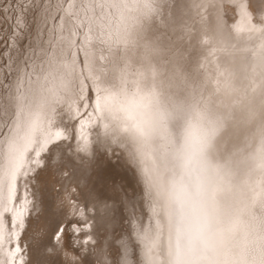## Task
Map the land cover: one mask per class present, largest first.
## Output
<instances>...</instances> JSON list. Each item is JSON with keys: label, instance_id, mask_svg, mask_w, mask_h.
Returning <instances> with one entry per match:
<instances>
[{"label": "bare ground", "instance_id": "1", "mask_svg": "<svg viewBox=\"0 0 264 264\" xmlns=\"http://www.w3.org/2000/svg\"><path fill=\"white\" fill-rule=\"evenodd\" d=\"M39 1L42 3L45 1L44 8L40 9L39 15L43 20L42 25L40 24L35 30L33 26L36 25L27 26L25 16L28 15L21 5L19 21L23 29L17 26L15 35L11 36L10 44L12 46L10 45L11 49L7 54V62L11 60V65L9 62H6L5 66L1 64L2 62L0 63V79H4L9 71V76H11V79H4L3 83L6 84V87L4 84L3 87L2 81H0V86H2L0 89V132L3 128L0 133V173L6 167L8 144L17 133V122L19 121L22 125L29 112L39 113L37 131L33 137L35 143L30 146L26 156L27 168L30 169V172L27 177H18L16 194L11 202V207L15 210L21 207L25 198L29 201L26 215L23 217V227L19 226L18 220L14 226L11 213L4 212L0 216L3 228V240L0 243V264H47L46 251L50 248L57 249L68 262L75 259L74 264H82L81 260L77 259L78 253L74 252L76 249L73 250V247L72 250H69L67 247L56 245V241L54 243L43 239L44 233L42 232L47 228L45 224H49L50 227V224L55 222L51 218L52 212L49 213L50 216L45 212L46 202L49 201L55 205L53 208L57 207L58 210L56 218L53 215L56 213L55 209V213L52 214L55 220L57 219L56 222L60 221L57 229L53 226L50 227L56 229L53 240L57 239V235L59 241L65 236L66 227H63L62 222L71 219L69 217L71 214L78 213L81 218H85L84 228L87 231L77 234L76 238L79 240L78 236H80L84 244L88 245L90 240L96 238L93 230H89L94 224V221H91L92 224L90 219L95 215V213L92 215L91 211L96 208L99 212L96 215L102 217L101 219L108 222L109 227L113 229L112 221L116 223V220L114 221L112 216H103L101 211L105 209V206L102 205L105 201L108 203L110 199L114 203L115 199L123 193L126 202L131 206L127 211L131 217H127L131 219V226H129L131 230L120 238V248L118 247L120 250H118L116 261L106 249V247H111V244L109 247L107 246L109 239H106V247L104 249L99 247L101 249L98 253L101 259L100 264H126V262L127 264H138L137 262L142 258L144 245L138 241V248L135 247L137 252H135L133 243L136 241L132 243V240H136L133 233L135 227L141 223L149 230L155 261L157 264H166L168 256L167 227L164 222L161 198L165 145L164 143L159 145V159L154 161L155 168L160 170V189L158 190L156 184H150L131 163L127 149L120 142L118 130L105 132L103 126L98 124L99 109L95 107L96 97L99 95L98 82L93 84L92 76L89 75V65L94 66V75L103 72L107 77L108 70L118 63L121 52L109 45L105 37L107 33L121 24L120 17L116 9L100 7L104 0ZM30 6L31 4L26 6L27 11ZM163 18L170 26L181 21L190 24L192 31L190 36L185 37V46L189 50L191 65L198 68V78L205 83L206 94L214 92L219 83L230 78L224 71V67L226 55H231V53L225 55L216 53L215 47L210 45L206 35L199 29L202 26L215 25L219 18L223 24L222 29L233 36L235 44L241 50L244 62L242 65L237 64L234 68L236 87L231 92L225 108L229 120L217 142V154L221 159L227 161L236 182L244 186L252 196L260 197L264 193V179H262L264 172L256 168L254 157L257 156L261 140L264 139V71H261L258 56V47L264 43V31H262L264 30V0H171L170 4L165 5ZM35 19L38 21V18ZM62 21L63 27H60ZM77 21L80 22L79 26L76 24ZM154 27L157 31L166 32L169 36L175 37L176 35L175 32L170 31V28H165L158 22ZM86 34L91 37L89 47L83 46ZM27 39H29V44L25 46L24 43ZM69 41L72 43L70 48L68 47ZM61 51L66 55L62 57ZM53 55L56 57L54 64L49 62V57ZM101 56L104 57L103 60L99 59ZM73 58L75 65L71 71H66L60 61L64 59L71 62ZM18 84L19 90H17ZM20 96H23L22 101L19 99ZM21 106H23V111H21ZM67 150L72 153L69 155H73L76 160L84 161V158H91V155L97 156V162L95 161L98 164L97 168L93 169L91 165H86L83 161L81 162L83 165H81L80 162L73 160L71 165H75L73 166L76 167V173L71 177L66 173L67 176H65L64 172L68 167H62L64 165L59 167L60 162L57 166L56 163H50V160L56 159L62 154L65 156V153H68ZM115 150L120 152H118L120 163L128 167L131 174L129 177L125 167L126 170L116 171L125 179L124 182L121 178L123 182L119 180L122 183H115L116 186L112 183L115 181H111L112 184L108 181L112 174H116L110 172V165L112 167L113 163L108 162L117 153ZM37 152H39L38 157L36 156ZM69 158L68 160L71 159ZM90 160L92 164L93 160ZM116 160L115 164H118ZM36 161H39V164ZM87 161L86 159L85 162ZM61 162L63 161L61 160ZM65 162L63 163L65 164ZM88 170H90L89 175L86 174ZM114 178H117V175L112 179ZM95 180L98 181V184L92 185ZM86 182L90 183V185L88 183L90 189ZM131 182H135L139 187L138 189L132 184L135 189L139 190V197L134 199L135 201H129L131 192L129 191L127 194L123 188L124 184L129 186ZM56 184L61 186L57 195H55L56 190L54 192L51 190ZM117 185L123 193L117 192V190L119 191ZM132 188L131 191L134 189ZM3 194L6 196V188ZM120 202L124 203L122 200ZM122 203L121 207H123ZM114 207L117 209L116 206ZM119 213L121 212L119 211ZM124 218V216L121 217L120 221L122 222ZM51 219L54 222H51ZM121 222L120 225L123 226L125 222ZM74 226L76 229L81 227V225ZM60 227L64 229L62 232L59 231ZM124 227L123 229H125ZM120 228L122 229V227ZM13 232L18 233V237L9 240V234ZM123 242H127L129 246L127 256H125L122 247ZM75 243L77 242H74V246ZM78 245L80 246V244ZM85 245H82L83 248ZM17 246L21 251L15 256L9 257L8 254L14 253ZM89 248L91 249V247ZM57 255L59 254L57 253ZM54 256L56 255L52 254L49 257ZM49 263L52 261L49 260Z\"/></svg>", "mask_w": 264, "mask_h": 264}, {"label": "clouds", "instance_id": "2", "mask_svg": "<svg viewBox=\"0 0 264 264\" xmlns=\"http://www.w3.org/2000/svg\"><path fill=\"white\" fill-rule=\"evenodd\" d=\"M148 3L150 13L131 22L128 43L112 44L121 52L118 63L107 77L95 75L98 124L105 132L118 130L131 163L158 190L160 170L154 161L159 145H165L166 264H264V193L252 196L217 154L229 120L225 108L236 87L234 68L244 62L241 50L222 28L199 29L216 53H231L224 67L230 78L206 94L185 46L190 24H167L163 13L171 0ZM157 22L175 37L157 31ZM258 56L264 71V43ZM257 152L256 168L264 172V139ZM152 264H157L154 253Z\"/></svg>", "mask_w": 264, "mask_h": 264}, {"label": "rangeland", "instance_id": "3", "mask_svg": "<svg viewBox=\"0 0 264 264\" xmlns=\"http://www.w3.org/2000/svg\"><path fill=\"white\" fill-rule=\"evenodd\" d=\"M38 1V2H37ZM47 1H49V0H46V2ZM16 3H20L21 5H22V7H24L23 9H24V11L25 12H27V15L28 16H25L26 17V22H27V26H30V27H32L33 25H36V26H33V28H34V30L41 24L42 25V23H43V20H41L40 18H41V16H39L40 15V9L42 10L43 8H44V3H45V1L42 3L41 1H39V0H15V2H14V0H0V63L1 64H3L4 66H5V63L7 62V60H8V55L7 54H9V52H10V49H11V44H10V41L12 42V39H11V36H14L15 35V32H16V28H17V26H19V27H21L22 25H21V23H20V25H18L17 24V20L18 19H20V10H21V7H20V9L18 10V11H7V12H5V11H3L2 9H7V8H9V4H12V6L13 7H15L16 6ZM25 4V5H24ZM29 4H31V6H30V8H29V10L27 11V9H26V6L27 5H29ZM42 4V5H41ZM32 5H34V6H32ZM33 9H32V8ZM32 9V10H31ZM35 18H38V21H37V19H35ZM35 19V20H34ZM39 19H40V22H39ZM38 22H39V24H38ZM42 22V23H41ZM35 23H37V24H35ZM22 28V27H21ZM23 29V28H22ZM2 34V35H1ZM29 39H27L26 41H27V43H26V41H25V43H24V45L25 46H27L28 44H29V41H28ZM11 45V46H10ZM10 46V47H9ZM8 47V48H7ZM8 49V50H7ZM9 51V52H8ZM7 52V53H6ZM1 55H2V57H1ZM5 55V56H4ZM6 57V58H5ZM3 60H2V59ZM9 62V61H8ZM7 62V63H8ZM0 64V65H1ZM9 74H10V71H9V73L4 77V79L6 80H8V79H11V76H9ZM8 76V77H7ZM4 79H0V81H2L1 83H2V86H3V84H4V86L6 87V84L5 83H3L4 82ZM1 85V84H0ZM2 86H0V89L2 88ZM3 86V87H4ZM2 130H3V128L1 129V132H2ZM0 132V133H1ZM68 144V143H67ZM102 151V150H101ZM66 152H68V153H65V156L63 157L62 155H60V157H58V158H56V159H51L50 161V163H56V165L58 164H60L59 165V167H61V165H64V166H62V167H68L67 168V171H65L64 172V175L65 176H67V174H68V176H72L74 173H76V167H74L73 165H71V163L73 162V160H75V161H77V162H82L83 160H76L75 158H74V156L73 155H69V154H72L69 150H67ZM115 152H117V153H115V155L110 159V161H112V162H110L109 160H108V162L111 164V163H113L115 166L113 167V164H112V167H111V165H110V172L111 173H116V174H112V177H110V179L108 180L109 181V183L110 184H112V183H114L113 185H115L116 186V184H118V183H122L123 182V180H124V182H125V179L123 178V176L121 175H119L120 173H118L117 174V172L116 171H118V172H120V171H123V169L124 170H126L128 167H126L125 165H123L122 163H120V152L118 151V150H115ZM119 152V153H118ZM119 154V155H118ZM119 156V158H118V156ZM62 157H63V159H62ZM71 159H70V158ZM93 155H91V158L90 157H88V158H84V161H83V163H86V165L88 164V165H91L92 166V168L93 169H95V168H97L96 167V165H98L96 162H97V156H94L93 158ZM117 157V158H116ZM68 158L70 159V160H68ZM109 158H110V156H109ZM118 159V160H116V159ZM90 160V159H92L93 160V163L91 164V162L89 161H87V162H85V160ZM61 160L63 161V162H65V161H67V162H65V164H68V165H65L63 162H61ZM65 160V161H64ZM115 160H116V163H118L120 166H117L118 164H115ZM96 161V162H95ZM58 162H60V163H58ZM70 163V164H69ZM83 163H81V165H83ZM108 163V164H109ZM57 165V166H58ZM71 166V168H70V166ZM117 166V167H116ZM126 169H125V168ZM113 168V169H112ZM115 168H117L116 170H115ZM122 168V169H121ZM72 169H74V170H72ZM121 169V170H120ZM69 171V172H68ZM89 171V172H88ZM87 171V173L86 174H90V170H88ZM115 171V172H114ZM127 172H128V174H129V177L131 176V174H130V171H128V169L126 170ZM67 173V174H66ZM88 174V175H89ZM122 174V173H121ZM127 174V175H128ZM43 175H44V173H43ZM92 175V174H91ZM90 175V176H91ZM117 175V178H114V179H112L113 178V176H116ZM118 177H120L119 179H118ZM92 178V177H91ZM93 178H94V176H93ZM121 178H123V180L121 179ZM94 179H96V178H94ZM119 180H121L122 182H120ZM111 181H115V182H112L111 183ZM106 182H107V180H106ZM87 184V187L89 188L90 186V183L89 182H86ZM88 183H89V185H88ZM98 184V181L96 182V180L94 181V183L92 184V185H94V184ZM108 183V182H107ZM116 183V184H115ZM106 184V183H105ZM132 184H133V186L134 187H137L138 189H139V187H138V185L135 183V182H131V186H132ZM57 185H59V184H56L53 188H51V190L54 192V190H56L55 191V195H57L58 194V191L61 189V186L59 185L58 187H56ZM126 186L125 184L123 185V188H124V190L126 191V193L128 192L129 193V191L131 192V194L129 193V198L131 199H129V201H133L134 199L136 200L138 197H139V190L136 188H134L133 186V188L131 187V186ZM100 186V185H99ZM126 186V187H125ZM79 187H82V186H80L79 185ZM105 187V185L103 186V188ZM117 187H118V189H119V191L117 190V192H122V190H121V188H119V186L117 185ZM116 187V188H117ZM130 187V188H129ZM56 188V189H55ZM133 189L132 191L130 190V189ZM81 189V188H80ZM90 189V188H89ZM127 189V190H126ZM138 190V191H137ZM135 191H137L136 193H135ZM123 193V192H122ZM127 193V194H128ZM121 194V193H120ZM137 195V197H136V195ZM119 195V194H118ZM133 195V196H132ZM122 196V197H121ZM116 197H117V195H116ZM125 197V195H124V193L123 194H121L120 196H118V198H116L115 199V201H114V203H113V200L111 201V199L108 201V203H107V201H105L104 202V199H103V205L102 206H105V209L103 210V211H101L102 212V214H103V216L105 215V216H107V217H109V216H112V217H114V221L116 220V223L115 222H113L112 221V226H113V229H111L109 226H110V224H108V222H104V219H101L102 217H99V215H96V214H99V212H97L98 210L95 208V209H93L92 211H91V213H92V215L95 213V215H93L94 217H92L91 219H90V222L91 221H94V224H93V222H91L93 225H92V227H90L89 228V230L91 231V230H93L92 232L94 233V236L96 237H94L95 239H93V240H90V244H84V242L81 240V238H80V236H78V238H79V240L76 238L77 237V234L79 235L80 233H84V232H86L87 231V229L86 228H84V225H85V218H81V216L77 213V214H71L69 217L71 218V219H69V217H68V219L69 220H67L66 219V221H64V222H62V224H64L63 225V227H66L65 228V236L64 237H62L61 238V240L59 241V240H57V239H54L53 240V237H54V233H55V231H56V229H57V227H58V225L60 224V221H57L56 222V220H55V218H56V214L58 213L57 211V207H54L53 208V206H55V205H52L49 201H47L46 202V204H45V212H46V214H48L49 215V213L51 214V212H52V214H53V212L56 210V213L55 214H53V215H55V218L52 216V214H51V218L52 219H54V221L56 222H54L52 219L50 220L51 222H54L55 223V225H53L54 223H51L50 225V227H55L56 229H54V228H50L49 227V224L47 225V224H45V226L47 227V228H45L43 231L44 232H42V233H44L43 234V239H45V240H48V241H53L54 243H55V241H56V245L57 244H59L60 246H64V247H67V249H73V250H75L74 252L76 253V251H77V259L78 260H81V262H82V264H100V262H101V259H100V257H99V255H98V253L101 251V249H104L106 246H105V241H106V239H109L108 241H109V244L107 245L108 247L110 246V244H111V247L110 248H107L106 247V249H107V251H108V253L109 254H111V256L113 257V260H117V255H118V250H120L119 248H120V238H121V236H124L125 235V233L126 232H130V230H131V227H129V226H131V219H128V218H131L130 217V214L127 212L130 208H131V206H129V203H127L126 202V199L124 198ZM132 197V198H131ZM135 197V198H134ZM121 198V199H120ZM120 199V200H119ZM119 202H118V201ZM123 201L124 203H122V202H120V201ZM134 200V201H135ZM111 201V202H110ZM117 201V202H116ZM110 202V203H109ZM115 203H116V205H115ZM119 203V204H118ZM121 203H122V206L123 207H121ZM125 203H126V205H125ZM105 204H107V205H105ZM112 204V205H111ZM118 204V205H117ZM125 206H124V205ZM114 206H116V208L117 209H115V207ZM107 208V209H106ZM120 208V209H119ZM47 209H48V211H47ZM55 209V210H54ZM117 210V211H115V210ZM122 209V210H121ZM52 210V211H51ZM119 211L121 212V213H119ZM100 212V213H101ZM124 213V224H123V226L122 225H120V220H121V217L123 218V216H122V214ZM118 214V215H117ZM77 216V217H74V216ZM120 215H121V217H120ZM129 215V216H128ZM50 216V215H49ZM117 216H119V217H117ZM97 217V218H96ZM128 217V218H127ZM75 218V219H74ZM78 218V219H77ZM94 218V219H93ZM83 219V220H82ZM119 219V220H118ZM74 220V221H73ZM68 221V222H67ZM119 221V222H118ZM119 224H118V223ZM121 222V223H122ZM74 223H76V224H74ZM113 223H114V225H113ZM57 224V225H56ZM97 224V225H96ZM119 226H118V225ZM66 225V226H65ZM72 225V226H71ZM74 225H81V227L79 228V229H76V227L74 226ZM115 225H117V226H115ZM124 225H125V227H124ZM70 226V227H69ZM74 226V227H73ZM68 227H69V229H68ZM120 227H122V229L120 228ZM123 227L125 228V229H123ZM54 229V230H53ZM84 229V230H83ZM115 229V230H114ZM121 229V230H120ZM128 229V230H127ZM83 230V231H82ZM52 231V232H51ZM54 231V232H53ZM110 231H111V233H110ZM51 232V233H50ZM107 232H108V234H107ZM107 234V235H106ZM53 235V236H52ZM49 236V237H48ZM120 236V237H119ZM113 237V238H112ZM64 238H67V239H64ZM102 238H103V240H102ZM104 238H105V240H104ZM112 238V239H111ZM66 240V241H65ZM75 240H77V241H75ZM64 241V242H63ZM92 241V242H91ZM102 241H104L103 243H102ZM136 241V242H135ZM63 242V243H62ZM67 242V243H66ZM74 242H77V243H75V246H74ZM79 242V243H78ZM83 244H82V243ZM133 242H135V243H133ZM137 240H132V243H133V247H134V251L135 252H137V249L136 248H138V244H137ZM65 243V244H64ZM116 243H118V244H116ZM78 244H80V246L82 247H80ZM114 244V245H113ZM58 245V246H59ZM66 245V246H65ZM82 245H85V248H83L84 246H82ZM69 246V247H68ZM79 246V247H78ZM87 246V247H86ZM73 247V248H72ZM89 247H91V249L89 248ZM99 247H101V249L99 248ZM117 247V248H116ZM119 247V248H118ZM136 247V248H135ZM82 249V250H81ZM83 249H85V250H83ZM100 249V250H99ZM57 252H56V251ZM53 251H55V252H53ZM46 255H47V264L49 263V260H50V262L52 261V263H49V264H74L75 263V259H71V262H68V260L67 259H65L64 258V256L62 257L61 256V254L58 252V250L57 249H48L47 251H46ZM54 255H56V256H54V257H49V256H52V254ZM57 253L59 254V255H57ZM79 255V256H78ZM91 255V256H90ZM51 258H53V259H51ZM100 259V260H99ZM63 262V263H62ZM65 262V263H64ZM136 262H137V260H136ZM138 263V262H137Z\"/></svg>", "mask_w": 264, "mask_h": 264}, {"label": "snow or ice", "instance_id": "4", "mask_svg": "<svg viewBox=\"0 0 264 264\" xmlns=\"http://www.w3.org/2000/svg\"><path fill=\"white\" fill-rule=\"evenodd\" d=\"M20 7V3H16L15 7H13L12 4H9V8L2 10L5 12H15L18 11ZM100 7L114 8L120 17L121 24L115 27L113 31L107 33L105 37L107 43L111 46L113 43L127 44V37L130 31L131 22L137 21L139 16L147 15L151 11V5L148 3V0H104V3L101 4ZM17 24L20 25L19 19L17 20ZM76 24L79 26L80 22L77 21ZM222 25L223 24L220 22L219 18H217L215 26L222 28ZM60 27H63V21L61 22ZM90 30L91 27L89 24V31ZM90 40V35L86 34L83 46L89 47ZM71 46L72 43L69 41L68 47L70 48ZM65 55L66 53L61 51V56L63 57ZM87 58L88 56L86 53V60ZM99 59L103 60L104 57L101 56ZM49 62L52 64L56 63L55 55L49 57ZM60 63L66 71H71L75 65V59L73 58L71 62L62 59ZM9 65H11V60L9 61ZM89 75L92 76L93 84L95 85L96 79L94 75V66L91 64L89 65ZM17 90H19V84L17 85ZM19 99L22 101L23 96H20ZM95 107L97 109L100 108L99 95L96 97ZM21 111H23V106H21ZM38 120L39 113L29 112L28 117L23 121L22 125L19 121L17 122V133L13 136L8 144L6 167L3 169L2 173H0V216H2L4 212L11 213L14 226L18 220L19 226L21 228L23 227V217L26 215V209L29 201L25 198L21 204V207L15 210L11 207V202L16 194V181L18 177H27L30 172V169L27 168L28 160L26 156L30 146L35 143L33 137L37 131ZM57 136H59V133H57ZM36 156H39V152L36 153ZM36 163L39 164V161H36ZM5 188L7 192L6 196L3 194ZM63 230L64 229L62 227L59 228V231L62 232ZM2 231V222H0V243H2L3 240ZM133 235L137 241L144 245L142 258L138 261V264H152L153 244L149 236V230L146 227H143L141 223L139 226L135 227ZM16 237H18V233L13 232L9 234L8 238L11 240ZM56 238L59 239V236L57 235ZM122 247L124 248L125 256H127L129 253L128 243L123 242ZM20 251L21 250L19 246H17L15 252L9 253L8 255L9 257H13Z\"/></svg>", "mask_w": 264, "mask_h": 264}]
</instances>
